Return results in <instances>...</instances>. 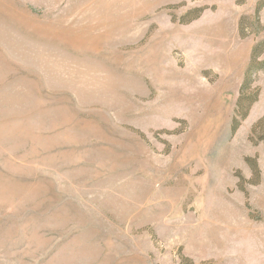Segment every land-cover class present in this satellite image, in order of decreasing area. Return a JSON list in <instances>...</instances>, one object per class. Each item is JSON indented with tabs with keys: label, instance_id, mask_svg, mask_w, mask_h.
Masks as SVG:
<instances>
[{
	"label": "rangeland",
	"instance_id": "374dc122",
	"mask_svg": "<svg viewBox=\"0 0 264 264\" xmlns=\"http://www.w3.org/2000/svg\"><path fill=\"white\" fill-rule=\"evenodd\" d=\"M0 264H264V0H0Z\"/></svg>",
	"mask_w": 264,
	"mask_h": 264
}]
</instances>
